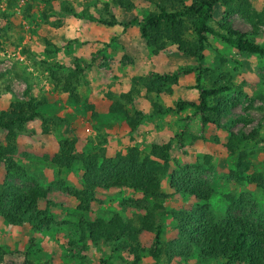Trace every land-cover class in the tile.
<instances>
[{"label":"rangeland","instance_id":"1","mask_svg":"<svg viewBox=\"0 0 264 264\" xmlns=\"http://www.w3.org/2000/svg\"><path fill=\"white\" fill-rule=\"evenodd\" d=\"M59 1L68 3L75 13L58 11L56 4L48 8L41 0H0V111L13 99L30 96L41 101L38 109L44 113L45 121L35 117L24 122L15 137L14 158L36 180L39 188L34 187L35 191L55 202L54 217L76 219L78 199L67 191L81 188L82 181L80 161L74 160L69 167H59L51 161L58 149L57 141L62 138H74L77 150L102 148L105 154L124 150L131 144L146 152L151 142L168 141L172 167L184 163L204 165L198 174L212 186L209 202L216 217L223 214L228 202L226 195L238 193L246 198L242 210L253 217L264 215V194L260 187L247 179L234 180L228 176L240 149L247 152L252 169L264 170V56L237 52L217 36L208 35L203 65L222 74L223 83L240 87L238 103L221 116L220 125H200L198 116L192 115L188 106L179 111L154 114L151 113L153 103L165 107L184 97L195 98L198 92L193 86L194 70L178 71L177 82L163 83L159 92L145 88L150 72L171 71L194 64L191 56L183 55L170 43L154 53L139 35L136 24L123 27L118 22L133 14L143 15L154 9V3L130 0L133 7L123 10L115 0ZM248 1L251 8L262 15L253 38L264 46V0ZM222 8L220 4L215 5L213 21L221 16ZM82 12L93 17L81 15ZM110 15L117 22L105 24L97 19H110ZM229 18L231 24L240 29L251 27L238 13H232ZM97 49L99 52L95 53ZM75 67L80 69L74 80L80 97L77 102L61 89V76ZM200 82L212 85L204 77ZM122 93L130 94L131 100L122 98ZM115 101L123 104V112L108 109ZM84 102L92 103L95 115L84 108ZM136 110L139 118L132 128L127 118L137 115ZM174 115L176 121H173ZM165 122H171V132L159 131L158 126ZM252 128L257 129L256 138H237L239 131L247 132ZM4 133L0 130L1 142H4ZM230 133L235 136L229 151L225 143ZM205 156L209 157V166ZM249 170L241 173L245 175ZM3 177L0 160V182ZM11 181L26 188L33 187L30 180L14 177ZM160 189L168 195L160 200L155 214L161 225V237L167 239L175 233L170 211L187 208L192 203L171 192L167 175L160 177ZM139 197V191L127 187L104 188L89 197L83 214L107 218L117 211L125 217H133L140 209L127 206L126 200ZM146 199L151 203L149 196ZM66 231L65 224L33 230L27 224L9 225L0 219V264H19L23 258L50 264H94L99 258L107 262L126 259L122 251H113L100 243H87L82 249L77 243L69 248L63 241ZM153 262L143 251L138 264ZM158 264H223V260L216 257L199 260L193 253L192 257L180 261L160 258Z\"/></svg>","mask_w":264,"mask_h":264},{"label":"trees","instance_id":"2","mask_svg":"<svg viewBox=\"0 0 264 264\" xmlns=\"http://www.w3.org/2000/svg\"><path fill=\"white\" fill-rule=\"evenodd\" d=\"M51 8L56 4L58 11L72 12L68 3L59 0H41ZM123 10L133 7L130 0H115ZM154 3L151 9L141 16L130 15L125 21H118L123 27L136 24L139 35L156 53L170 43L183 55L191 56L194 64L171 71H156L147 74L146 90L159 92L165 82H177L178 71H195L193 86L197 88L195 98H181L172 105L162 107L153 103L151 113H162L168 110H180L184 106L192 108V114H198L200 125H220L221 116L238 103L241 89L223 83V75L215 73L203 65L204 48L208 35H215L229 44L237 52L256 53L264 56V46L256 42L253 34L257 32V22L261 21V13L251 8L248 0H148ZM216 4L222 5V14L213 21ZM238 13L250 23L249 29H240L231 24L229 16ZM81 15L92 18L89 13ZM110 19L98 17L105 24L117 22L113 15ZM99 52L98 49L95 53ZM92 56L90 60H92ZM79 67L64 73L61 77L62 91L73 101L80 97L75 90L74 80ZM204 77L211 86L202 85ZM56 81L60 78L54 76ZM264 80V75H262ZM234 92L235 95H230ZM122 98L131 100L128 93ZM40 100L33 97L13 99L6 108L0 111V130H4V142L0 141V160L3 163L4 177L0 182V219L9 225L27 224L33 230L49 229L61 224L67 225L64 243L72 248L77 243L82 249L87 243H96L120 250L126 256L124 260L107 262L99 258L94 264H138L142 252L146 251L158 264L160 258L167 261L188 259L195 253L199 260L210 257L221 258L223 264H264V215L254 216L241 209L246 202L245 195H226L227 205L220 217H216L210 206L209 198L212 186L198 173L203 170L202 163L170 164V144L168 141L151 142L146 152L135 144L124 150L105 154L102 148L82 151L75 148L74 138H62L57 141L58 149L51 156L57 166L69 167L74 160L81 163V188H68V193L78 199L75 220L56 219L53 210L55 202L36 192L38 184L25 168L15 161L16 134L22 130L23 124L35 117L45 121L44 113L38 109ZM84 108L95 115L93 105L84 102ZM114 112L125 110L120 101L108 105ZM128 116L127 123L134 128L137 125L139 112ZM188 118V117H187ZM45 131V127H43ZM225 146L232 150L235 135L230 133ZM237 138H256L257 129L247 132L239 131ZM247 152L240 149L234 159V167L228 170V176L234 180L247 179L259 186L264 194V170L252 169L247 159ZM209 163V157L205 156ZM209 166V164H208ZM244 169H250L242 174ZM167 175V186L171 192L184 196L190 204L187 208L172 209L175 233L167 239L161 237V225L157 222L155 210L160 207V200L168 193L160 189V177ZM30 180L32 188L19 186L11 178ZM127 187L141 193L139 198H128L127 206L139 208L132 216H123L115 211L109 217H87L86 201L95 192L104 188ZM151 198V203L146 199ZM239 208L238 211H235ZM1 259V256H0ZM19 264H50L23 258Z\"/></svg>","mask_w":264,"mask_h":264},{"label":"crops","instance_id":"3","mask_svg":"<svg viewBox=\"0 0 264 264\" xmlns=\"http://www.w3.org/2000/svg\"><path fill=\"white\" fill-rule=\"evenodd\" d=\"M243 77V76H242ZM244 78V77H243ZM244 80H245V83H247V80L244 78ZM185 98V97H184ZM188 98H192V97H188ZM185 107H187V106H184L183 108H185ZM183 108H181V109H183ZM180 109V110H181ZM192 109V108H191ZM175 111H179V110H175ZM191 114H192V111H191ZM192 115H194V116H198V114H192ZM187 117V116H186ZM177 119H176V115H174V119H173V121H176ZM172 122V121H171ZM171 122H165V123H163L161 126L159 125L158 126V129H159V131H162V132H166V131H170L171 130V128H172V124H171ZM171 132V131H170Z\"/></svg>","mask_w":264,"mask_h":264}]
</instances>
